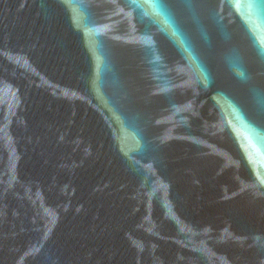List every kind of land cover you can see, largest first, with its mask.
Here are the masks:
<instances>
[{
  "label": "water",
  "instance_id": "95a60500",
  "mask_svg": "<svg viewBox=\"0 0 264 264\" xmlns=\"http://www.w3.org/2000/svg\"><path fill=\"white\" fill-rule=\"evenodd\" d=\"M0 264H264V0H0Z\"/></svg>",
  "mask_w": 264,
  "mask_h": 264
}]
</instances>
